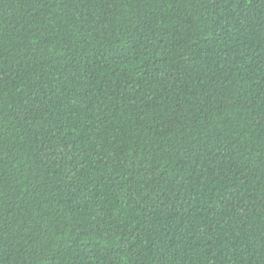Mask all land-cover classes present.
Returning a JSON list of instances; mask_svg holds the SVG:
<instances>
[{
  "label": "trees",
  "instance_id": "trees-1",
  "mask_svg": "<svg viewBox=\"0 0 264 264\" xmlns=\"http://www.w3.org/2000/svg\"><path fill=\"white\" fill-rule=\"evenodd\" d=\"M0 264H264V0H0Z\"/></svg>",
  "mask_w": 264,
  "mask_h": 264
}]
</instances>
